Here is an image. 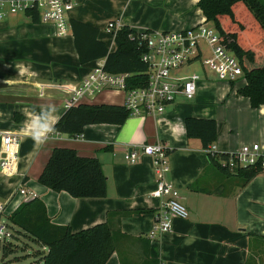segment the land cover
Returning <instances> with one entry per match:
<instances>
[{
	"label": "crops",
	"instance_id": "obj_1",
	"mask_svg": "<svg viewBox=\"0 0 264 264\" xmlns=\"http://www.w3.org/2000/svg\"><path fill=\"white\" fill-rule=\"evenodd\" d=\"M68 1L73 4L69 19L98 28V38L110 52L116 45L114 33L106 28L109 21L140 32L179 30L205 18L198 0ZM97 62L104 59L79 62L71 31L57 36L51 24L34 22L22 12L0 18V132L10 131L20 138L16 163L9 173L0 171L4 215L38 197L51 223L67 225L72 231L108 221L118 235L105 264L258 263L255 257L264 247V176L258 173L242 185L239 176L209 161L200 140L188 139L184 126L187 116L213 118V146L218 154L254 142L264 150V105L253 108L248 98L236 94L245 81L234 88L232 83L212 86L220 107L183 108L173 101L157 116H129L120 125L90 124L79 136L49 131L43 142L38 141V124L51 128L65 110L67 95L52 84L77 85ZM122 102L123 94L104 92L88 103ZM155 142L169 148L166 178L177 188L188 215L174 218L169 231L150 237L165 198L151 194L153 158L143 154L141 145ZM54 147L96 157L107 178L106 195L76 198L40 184L38 176ZM126 154L137 161L128 162ZM21 188L26 196L19 192Z\"/></svg>",
	"mask_w": 264,
	"mask_h": 264
},
{
	"label": "trees",
	"instance_id": "obj_2",
	"mask_svg": "<svg viewBox=\"0 0 264 264\" xmlns=\"http://www.w3.org/2000/svg\"><path fill=\"white\" fill-rule=\"evenodd\" d=\"M197 6L219 32L225 45L234 52L243 69L245 84L236 94L248 98L251 107L264 105V44L245 45L243 35L247 28L237 15V10L247 14L264 40L263 0H198ZM32 21H39L37 10H26ZM70 31L80 63L104 59V69L113 73H129L127 88L143 86L147 81V64L141 60L146 51L137 32L123 25L114 33L115 49L110 52L98 38V28L70 18ZM130 116L121 104L81 102L64 110L51 128L53 132L71 136L80 135L90 124L120 125ZM186 137L200 140L203 149L216 140V121L213 118L187 116L184 119ZM210 162L223 171L232 172L242 179V185L256 174L259 168L239 167L230 171L221 167L220 161L228 153H207ZM38 182L53 191H65L76 198H100L106 195L107 178L96 157L80 156L73 148L54 147L43 166ZM8 221L37 243V264H105L116 248L117 232L108 221L72 231L67 225L51 223L42 200L29 198L20 203ZM4 244L2 249L4 252ZM6 249V248H5ZM5 254V252H4ZM144 264H158L149 260Z\"/></svg>",
	"mask_w": 264,
	"mask_h": 264
},
{
	"label": "built area",
	"instance_id": "obj_3",
	"mask_svg": "<svg viewBox=\"0 0 264 264\" xmlns=\"http://www.w3.org/2000/svg\"><path fill=\"white\" fill-rule=\"evenodd\" d=\"M32 7L38 12L39 22L51 24L57 36L70 33L69 13L73 4L68 0H0V18L7 14L25 13ZM121 27L116 21H109L106 26L113 33ZM137 37L146 49L141 56V60L147 64L145 85L127 88L129 73L109 72L104 69V62H97L77 85L52 84L53 88L67 95L64 108L93 101L100 94L111 92L123 94L122 105L130 116L160 115L175 100L177 93L186 99L195 96L200 76L196 73L179 76L171 71L200 59H203L202 64L219 80L233 84L235 80L244 78L238 58L222 41L217 29L205 18L191 27L179 30H143L137 32ZM205 78L207 79L206 74ZM19 140V136L13 132H0V171L9 173L16 163ZM141 147L143 154L153 158L155 188L151 194L156 198H165L149 232V236L153 237L169 231L172 220L186 218L188 211L180 201L177 188L166 178L169 173V148L161 142L145 143ZM204 150L210 154L216 152L213 144ZM125 158L128 162L137 161L133 154H126ZM220 165L230 171L239 167H257L259 174L264 176V150L256 142L243 144L228 153V157L221 160ZM19 192L27 195L23 188ZM2 215L4 204L0 202V241L9 235L7 223L1 221Z\"/></svg>",
	"mask_w": 264,
	"mask_h": 264
},
{
	"label": "rangeland",
	"instance_id": "obj_4",
	"mask_svg": "<svg viewBox=\"0 0 264 264\" xmlns=\"http://www.w3.org/2000/svg\"><path fill=\"white\" fill-rule=\"evenodd\" d=\"M237 15L247 28L246 33L242 36L245 45L258 43L259 47L260 44H264V40L261 38L260 31L255 27L256 25L252 22L250 17L240 10H237ZM262 47L264 48L263 45ZM202 61L203 59L195 60L176 71H171V73L177 74L179 76H189L193 73H196L200 76V80L197 84L198 89L200 88L201 84L204 85V87H202L192 99H186L182 94L177 93L174 100L175 104H178L183 108L195 105L205 106L206 108L221 106V103H219L217 100V96L212 86H221V84H229V82L217 79L214 74L202 64ZM204 73L206 74L207 79L205 78ZM244 81L245 80L242 77L235 80L233 82V88L242 86ZM216 100L218 103L215 104ZM8 216L9 215H2L1 217V221L7 223L9 235L3 241H0V264H37L39 260L37 251L41 250L40 246L32 241L30 237L22 233L16 226L12 225L8 221ZM2 244H4L6 248H4L5 254L2 249ZM260 252L261 253L255 257L258 262L256 264H264V247L261 248Z\"/></svg>",
	"mask_w": 264,
	"mask_h": 264
},
{
	"label": "clouds",
	"instance_id": "obj_5",
	"mask_svg": "<svg viewBox=\"0 0 264 264\" xmlns=\"http://www.w3.org/2000/svg\"><path fill=\"white\" fill-rule=\"evenodd\" d=\"M53 128H50L47 123H39L37 128H36V138L38 141L43 142V138L46 136V134L49 131H52Z\"/></svg>",
	"mask_w": 264,
	"mask_h": 264
}]
</instances>
